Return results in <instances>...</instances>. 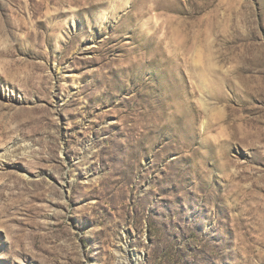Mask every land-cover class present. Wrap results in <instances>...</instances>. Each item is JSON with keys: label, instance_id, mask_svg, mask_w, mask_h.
Masks as SVG:
<instances>
[{"label": "rangeland", "instance_id": "obj_1", "mask_svg": "<svg viewBox=\"0 0 264 264\" xmlns=\"http://www.w3.org/2000/svg\"><path fill=\"white\" fill-rule=\"evenodd\" d=\"M0 264H264V0H0Z\"/></svg>", "mask_w": 264, "mask_h": 264}]
</instances>
